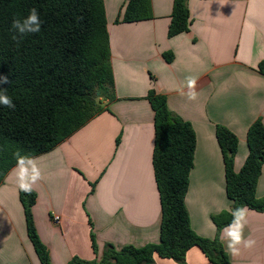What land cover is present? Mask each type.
<instances>
[{
  "label": "crops",
  "instance_id": "crops-1",
  "mask_svg": "<svg viewBox=\"0 0 264 264\" xmlns=\"http://www.w3.org/2000/svg\"><path fill=\"white\" fill-rule=\"evenodd\" d=\"M151 3L152 20L122 23L126 0H104L115 98L103 100L99 114L35 157L43 179L33 188L32 215L52 264L74 258L100 262L107 245L119 250L159 243L162 209L153 166L151 91L165 96L169 110L196 134L185 201L193 231L215 239L213 218L232 209L216 131L224 126L238 137L239 173L249 155V128L259 119L264 124V0H188L189 31L173 38L168 31L174 0ZM188 77L196 79L195 100L186 95ZM13 169L0 186V264H42L28 235ZM256 194L264 198V166ZM247 219L244 234L254 247H241L234 256L221 233L220 241L232 264H264V212L249 210ZM154 261L177 264L158 255ZM186 264L212 263L194 247Z\"/></svg>",
  "mask_w": 264,
  "mask_h": 264
},
{
  "label": "trees",
  "instance_id": "trees-1",
  "mask_svg": "<svg viewBox=\"0 0 264 264\" xmlns=\"http://www.w3.org/2000/svg\"><path fill=\"white\" fill-rule=\"evenodd\" d=\"M31 8L39 12L41 31L17 42L12 39V21L26 17ZM152 19L151 0H126L122 23ZM190 23L188 0H174L169 38L188 32ZM4 76L9 83L0 84V94H7L15 108L0 105V186L16 166L15 152L35 158L52 151L99 114L103 100L115 98L104 0H0V77ZM149 101L155 113L153 166L162 209L160 241L119 250L107 245L100 262L74 258L69 264H155V255L186 264L194 247L212 264H232L219 238L231 222V212L213 218L218 229L215 239L202 238L191 227L185 201L197 144L192 125L169 110L165 96L151 91ZM216 134L232 209L246 206L264 212V198L256 194L264 166L262 120L249 128V155L239 173L235 171L238 137L224 126H217ZM36 201L35 192H21L35 252L42 264H52L34 224ZM91 239L96 251L94 234Z\"/></svg>",
  "mask_w": 264,
  "mask_h": 264
},
{
  "label": "clouds",
  "instance_id": "clouds-1",
  "mask_svg": "<svg viewBox=\"0 0 264 264\" xmlns=\"http://www.w3.org/2000/svg\"><path fill=\"white\" fill-rule=\"evenodd\" d=\"M42 20L36 8H31L29 14L23 19L14 18L11 25V31L14 33L13 40L19 42L30 34H36L41 31ZM9 83L6 76L0 77V84ZM187 97L190 100L197 98L196 79L187 78ZM0 105L6 108L14 109L15 104L7 94H0ZM16 166L13 172L16 176V183L20 191L30 194L34 186L43 179L41 169L39 168L36 158L22 155L19 151L14 153ZM221 211L220 209L217 210ZM231 222L224 226L221 231V240L224 242L227 251L232 255H238L241 247L251 249L255 241L251 237L245 236V228L248 223L249 209L246 206L230 209Z\"/></svg>",
  "mask_w": 264,
  "mask_h": 264
},
{
  "label": "built area",
  "instance_id": "built-area-1",
  "mask_svg": "<svg viewBox=\"0 0 264 264\" xmlns=\"http://www.w3.org/2000/svg\"><path fill=\"white\" fill-rule=\"evenodd\" d=\"M55 224H59L60 223V217L56 216L54 219Z\"/></svg>",
  "mask_w": 264,
  "mask_h": 264
}]
</instances>
